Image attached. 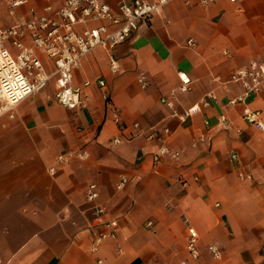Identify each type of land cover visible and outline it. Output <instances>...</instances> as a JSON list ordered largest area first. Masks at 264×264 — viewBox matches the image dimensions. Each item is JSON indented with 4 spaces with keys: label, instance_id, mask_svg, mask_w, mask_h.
<instances>
[{
    "label": "crops",
    "instance_id": "0c3cea01",
    "mask_svg": "<svg viewBox=\"0 0 264 264\" xmlns=\"http://www.w3.org/2000/svg\"><path fill=\"white\" fill-rule=\"evenodd\" d=\"M106 1L116 8L119 0ZM62 2L28 0L10 15L0 0V27ZM252 60H264V0H172L122 44L79 59L70 85L82 107L59 104L51 77L0 115V264H97L88 248L106 220L118 228L100 246L103 264H264V129L229 103L242 93L230 75ZM178 71L191 81L185 92ZM247 102L264 125V90ZM193 106L199 111L180 121ZM79 125L84 159L76 156ZM163 128L178 157L153 165L159 143L147 136ZM120 176L127 183L119 189ZM91 183L95 201L85 198ZM187 227L198 233V259L187 253Z\"/></svg>",
    "mask_w": 264,
    "mask_h": 264
},
{
    "label": "built area",
    "instance_id": "2783aa9c",
    "mask_svg": "<svg viewBox=\"0 0 264 264\" xmlns=\"http://www.w3.org/2000/svg\"><path fill=\"white\" fill-rule=\"evenodd\" d=\"M170 1L172 0H119L116 8H112L106 0H63L58 8L46 7L42 13L31 11L27 18L15 20L7 27H0V115L11 116V111L18 103L41 90L51 77H56L58 81L55 99L59 104L72 110L82 107L80 89H74L70 85L72 71L79 59L96 47L112 50L122 44L142 25L150 23L152 16ZM212 1L200 0V3L206 5ZM27 2L28 0H6L9 14H14L17 8ZM42 57L52 63L51 70H46ZM109 68L112 72L119 68L113 57ZM177 76L180 81L179 91H187L191 82L189 77L182 71H178ZM229 81L242 87L241 95L230 99L229 103L240 104L244 121L263 130L260 113L247 106V99L264 90V60H252L237 68L230 75ZM97 83L100 88L105 86L103 80H98ZM87 84L88 82L84 85ZM210 96L212 95H208ZM166 104L172 106L171 102ZM208 104L207 99L202 100L203 106ZM198 111V107H190L178 114V119L183 121ZM220 121H225L224 116L220 117ZM133 126L137 128L138 124ZM76 129L82 142V151L76 156L84 159L88 156L87 150L82 149L87 146V133L81 125ZM161 133L147 136L159 143L151 155L153 165L166 156L178 157V153L171 151L166 144L165 135L169 130L163 128ZM120 141V138L112 140L113 143ZM69 157V152L59 154L56 164L68 162ZM231 157L235 159L236 154L232 153ZM54 172L55 169L51 167L49 173ZM126 183L127 178L120 176L117 188L124 187ZM85 198L88 201L96 200L95 184L91 183L86 187ZM94 211L97 215L104 214L102 207H96ZM101 226L100 231L93 233L88 248L89 253L96 256L97 264H103L98 256L101 244L116 237L118 224L115 220H106ZM198 239L197 231L193 227H187L186 250L191 259L199 257ZM208 250L214 257L220 254L215 245H209Z\"/></svg>",
    "mask_w": 264,
    "mask_h": 264
}]
</instances>
